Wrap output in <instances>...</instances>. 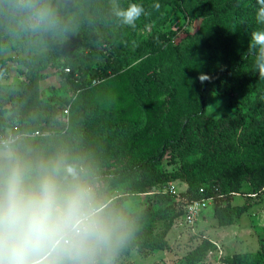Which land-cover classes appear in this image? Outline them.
Returning <instances> with one entry per match:
<instances>
[{
	"label": "trees",
	"instance_id": "obj_1",
	"mask_svg": "<svg viewBox=\"0 0 264 264\" xmlns=\"http://www.w3.org/2000/svg\"><path fill=\"white\" fill-rule=\"evenodd\" d=\"M18 2L0 1V29L15 13H19L16 19L26 21L30 13L17 6ZM117 2L125 8L130 3L143 5L145 13L134 28L122 25L113 14L112 0H39L56 10L60 22L56 30L47 33L64 41L54 46L45 65L55 58L63 60L61 73L73 93L58 103L60 110L68 107L70 123L64 129L54 119V107L38 99L43 77L40 68L37 63L23 62L25 86L18 99L12 97L16 99L12 106L15 121L8 123L0 117V129L16 125L22 133L53 131L45 138L23 137L15 146L28 151L35 162L46 158L47 149L53 156L77 155L75 162L88 170L101 193L133 223L132 236L143 238V225L165 221L164 239L173 222L183 217L185 207L197 200L213 204L220 226L231 225L247 206L229 208L222 203L240 193L242 182L251 184L254 193L264 188V79L259 78L254 55L248 51L251 32L264 27L255 20L257 0ZM166 5L183 9L189 17L203 15L208 23L186 44L174 45L159 29ZM79 10L81 26L75 29L71 19ZM145 20L152 22L153 29L148 38L136 40L134 31ZM124 49L132 51L122 54ZM244 63L252 68L246 78L241 75ZM4 64L0 61V67ZM201 73L211 79L201 83ZM84 76H89L85 84L81 83ZM244 79L255 94L248 114L217 120L205 114L209 93L225 95ZM170 146L182 154L199 153V161H183L179 170L157 174ZM138 174L144 175L145 181L136 179ZM177 180L186 182L187 187L171 194L176 200L170 205L157 210L149 205L145 216L123 207L128 192L143 193L149 186H168ZM115 188L124 192L110 198ZM210 245L203 241L193 250L192 260H198ZM144 247L161 249L162 244L129 239L117 255ZM254 257L235 255L231 261L240 264V260ZM253 264H264V252Z\"/></svg>",
	"mask_w": 264,
	"mask_h": 264
},
{
	"label": "rangeland",
	"instance_id": "obj_2",
	"mask_svg": "<svg viewBox=\"0 0 264 264\" xmlns=\"http://www.w3.org/2000/svg\"><path fill=\"white\" fill-rule=\"evenodd\" d=\"M163 11L165 15L160 19L159 29L171 38L174 45L186 44L191 36L208 23L205 16L189 17L183 9L175 6L166 5ZM18 15L19 13H15L13 19L0 29V61H5L4 66L0 67V117L8 123L15 121L12 106L25 86L26 67L23 62L37 63L40 68L39 74L43 76L37 88L38 99L43 104L54 107V119L65 129L67 125L69 126L70 119L67 115H63L59 105L64 99L72 96L73 87L61 73L62 58H55L45 65L46 59L52 56L51 50L56 44H61L64 38L54 37L47 32L35 33L30 27V15L24 22L16 19ZM81 15L79 10L71 19L75 29L81 26ZM152 29V22L145 20L144 25L138 27L133 36L136 40L148 38ZM130 51L132 50L124 49L122 54ZM84 52L87 53L86 50ZM251 69L248 63H244L241 70L242 77L250 76ZM88 80L89 76H84L81 83L85 84ZM254 95L248 86V81L244 79L242 85L229 88L225 95L209 93L206 98L205 114L214 120L225 115H246L255 99ZM40 132L43 134L42 138L53 134V131L46 129ZM16 150L25 159L35 162L28 151H22L17 146ZM43 156L47 158L53 155L47 149ZM77 159V155L69 158L71 161ZM183 161L188 164L196 163L199 161V153L182 154L170 146L156 168V173H173L180 169ZM136 179L145 181V176L138 174ZM164 185L159 183L149 186L143 193L128 192L123 207L129 213L140 212V216H145L149 205L155 210L170 205L176 197H172V193L168 192V187ZM172 185L176 192L172 195L184 192L187 187L186 182L179 180L174 181ZM123 192L122 188H115L110 198L120 196ZM168 194L171 198L167 196ZM227 204L229 208L245 205L247 210L240 217L234 218L231 225L220 226L218 219L214 217L213 204L209 202L194 225L186 224L180 217L173 222L164 239H161V233L166 222H149L143 225V238L134 234L130 239L146 243L157 242L162 244V248L132 249L126 255H117L114 264H232L233 256L244 254H253L256 257L244 258L240 260V264H253L264 252V188L254 193L251 184L242 182L240 193L235 194L233 199L223 202L222 206ZM205 240L211 245L207 246L198 260L193 261L191 257L193 250Z\"/></svg>",
	"mask_w": 264,
	"mask_h": 264
},
{
	"label": "clouds",
	"instance_id": "obj_3",
	"mask_svg": "<svg viewBox=\"0 0 264 264\" xmlns=\"http://www.w3.org/2000/svg\"><path fill=\"white\" fill-rule=\"evenodd\" d=\"M255 20L264 26V0ZM30 13L35 33L59 26L56 10L39 0H19ZM159 9L160 5H154ZM122 25L135 27L142 4L122 7L112 0ZM264 79V27L252 31L248 46ZM201 83L210 76L201 73ZM13 137L0 140V264H114L133 234L134 225L104 196L88 170L64 154L25 159Z\"/></svg>",
	"mask_w": 264,
	"mask_h": 264
},
{
	"label": "built area",
	"instance_id": "obj_4",
	"mask_svg": "<svg viewBox=\"0 0 264 264\" xmlns=\"http://www.w3.org/2000/svg\"><path fill=\"white\" fill-rule=\"evenodd\" d=\"M65 71L68 70L66 69ZM68 111H69L68 107H65L62 110L63 115H67ZM10 136L15 138L17 142L23 137L38 138V137H42L43 134L40 131H34L31 133H22L20 132V130L16 125H14L11 128L10 127L4 128L3 130L0 129V140L7 139ZM167 187H168V192L172 194H176L174 185L170 184L166 186V188ZM200 192H203L202 188L200 189ZM206 205L207 202L205 200H197L189 203L184 209V214L182 217L184 219V222L188 225H194L195 222L200 219L199 217L201 216L202 210L206 207Z\"/></svg>",
	"mask_w": 264,
	"mask_h": 264
}]
</instances>
